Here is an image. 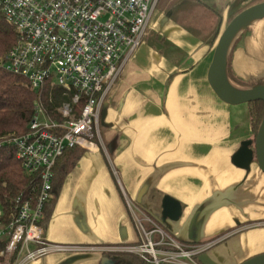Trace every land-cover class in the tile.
I'll return each instance as SVG.
<instances>
[{
    "label": "crops",
    "instance_id": "1",
    "mask_svg": "<svg viewBox=\"0 0 264 264\" xmlns=\"http://www.w3.org/2000/svg\"><path fill=\"white\" fill-rule=\"evenodd\" d=\"M251 1H157L107 96L100 139L62 182L43 229L46 242L132 245L138 233L130 201L180 243L219 239L200 264H240L264 254V174L254 158L247 168L233 163L241 144L253 142L247 105L221 102L207 83L217 30ZM234 42V76L264 79V17ZM165 196L181 206L176 221L162 217ZM100 252L54 253L24 264H98Z\"/></svg>",
    "mask_w": 264,
    "mask_h": 264
},
{
    "label": "built area",
    "instance_id": "2",
    "mask_svg": "<svg viewBox=\"0 0 264 264\" xmlns=\"http://www.w3.org/2000/svg\"><path fill=\"white\" fill-rule=\"evenodd\" d=\"M157 1L0 0V14L15 31L14 44L0 58V67L24 77L35 90L50 84L72 92L70 102L59 108L61 121L48 117L36 102L26 133L3 140L15 148L25 173L40 181L36 201L17 199L13 219L0 224V238H8L2 254L17 251L15 264L48 254L93 251L131 253L150 264H200L198 258L218 243L219 239L180 243L130 201L126 205L138 233L132 245L50 243L38 225L58 158L66 149L89 148L93 138L100 139L102 106L141 44ZM80 104L77 115L75 107Z\"/></svg>",
    "mask_w": 264,
    "mask_h": 264
},
{
    "label": "trees",
    "instance_id": "3",
    "mask_svg": "<svg viewBox=\"0 0 264 264\" xmlns=\"http://www.w3.org/2000/svg\"><path fill=\"white\" fill-rule=\"evenodd\" d=\"M264 0H255L236 11L227 21L243 9ZM225 28V27H224ZM217 30L211 46L216 44L221 34ZM15 41V31L0 14V58L12 47ZM235 43V42H234ZM232 50V49H231ZM230 53L226 58L225 73L228 81L239 89H250L256 86H264V79L257 82H243L236 78L230 68ZM72 97L71 91L50 84L40 89H33L24 77L6 71L0 67V224L8 225L15 216L17 199L36 201L39 192L40 181L37 175L26 174L20 162L16 158V150L13 146L3 143V140L12 136H21L26 133L27 126L35 112V103H40L47 116L61 121L62 117L59 108L69 103ZM249 122L253 140L256 137L259 125L264 116V103L253 101L247 103ZM79 106L75 107V114H79ZM96 143L93 138L91 143ZM86 151V148L75 146L66 149L58 158L53 167V178L49 198L43 204V219L38 225L44 229L48 224L61 186L65 176L75 167L77 161ZM147 215V214H146ZM149 217V216H148ZM150 218V217H149ZM8 238H0V263L14 264L17 260V251L9 255L2 254ZM117 246V245H116ZM122 246V245H118ZM113 247V246H111ZM99 261L104 260L109 264H150L140 257L126 252L102 251L99 254ZM99 264V262H98Z\"/></svg>",
    "mask_w": 264,
    "mask_h": 264
},
{
    "label": "water",
    "instance_id": "4",
    "mask_svg": "<svg viewBox=\"0 0 264 264\" xmlns=\"http://www.w3.org/2000/svg\"><path fill=\"white\" fill-rule=\"evenodd\" d=\"M264 17V1L251 5L238 14L225 26L213 48L211 62L207 72V83L215 96L227 105H242L253 101L264 103V86H256L250 89H239L230 84L225 73L226 58L231 46L239 34L252 22ZM250 21L235 36L238 29ZM235 36V37H234ZM106 115V103L103 104L100 122L102 124ZM254 145L253 150L250 148ZM255 159L259 170L264 174V116L259 125L253 142H243L233 156V163L240 168H247L250 162ZM162 217L176 221L180 216L181 206L172 198L165 196L162 200ZM201 257V256H200ZM198 258V261L200 260ZM99 264H109L100 260ZM240 264H264V254L251 257Z\"/></svg>",
    "mask_w": 264,
    "mask_h": 264
},
{
    "label": "bare ground",
    "instance_id": "5",
    "mask_svg": "<svg viewBox=\"0 0 264 264\" xmlns=\"http://www.w3.org/2000/svg\"><path fill=\"white\" fill-rule=\"evenodd\" d=\"M250 23V21H248V22H246L245 24H243L239 29H238V31H237V33L235 34V36L242 30V28L243 27H245L247 24H249ZM234 36V37H235Z\"/></svg>",
    "mask_w": 264,
    "mask_h": 264
},
{
    "label": "rangeland",
    "instance_id": "6",
    "mask_svg": "<svg viewBox=\"0 0 264 264\" xmlns=\"http://www.w3.org/2000/svg\"><path fill=\"white\" fill-rule=\"evenodd\" d=\"M253 1H255V0H253ZM262 2V1H261ZM251 3H252V1H251ZM257 3H259V2H257ZM256 4V3H255ZM243 8V7H242ZM245 105V104H244ZM100 129H101V126H100ZM214 239V238H213ZM213 239H211V240H207V242H209V241H213ZM31 247V246H30ZM88 255H91V256H95V253H92V254H88Z\"/></svg>",
    "mask_w": 264,
    "mask_h": 264
}]
</instances>
